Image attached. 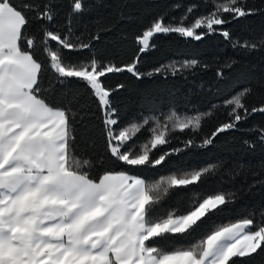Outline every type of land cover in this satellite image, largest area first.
Returning a JSON list of instances; mask_svg holds the SVG:
<instances>
[{
  "label": "trees",
  "instance_id": "trees-1",
  "mask_svg": "<svg viewBox=\"0 0 264 264\" xmlns=\"http://www.w3.org/2000/svg\"><path fill=\"white\" fill-rule=\"evenodd\" d=\"M11 2L29 18L30 35L36 41L42 39L46 27L78 45L89 44L79 52L64 50L72 63H89L94 58L104 66L136 64L139 79L127 71L100 78L113 90L109 99L119 121L114 128L141 126L128 142L135 144L133 154L149 143L152 129L159 132L167 126V143L150 153V160L165 155L160 165L130 166L116 161L107 147L104 110L93 91L82 79L58 77L40 44L34 58L48 66L41 89L47 102L70 110L74 154L91 162L82 169L91 179L98 181L105 173L124 171L154 184L171 175L211 168L197 184L171 188L155 206L153 216L186 214L204 198L220 193L228 202L202 218L200 227L190 235L157 238L161 248H189L219 227L246 218L264 224V113L251 111L264 106V0H238V6L251 14L238 19L231 13L222 14L229 22L214 26L216 31L208 34H203L206 29H197L200 40L175 32L156 34L145 52L139 51L142 45L137 38L154 22L191 27L222 0H82L79 13L73 12V0ZM26 4L41 11L47 6L52 22L36 19L35 11L25 8ZM223 30L230 38L221 34ZM245 42L248 47L243 46ZM252 44L257 47L251 48ZM49 46L54 47L55 42ZM118 85L123 87L117 89ZM245 89L250 91L245 93ZM238 95L248 110L247 118L215 135L212 144L202 146L220 126L234 120V105L229 101ZM236 111L243 115V110ZM196 117L200 118L198 129L176 128L178 121ZM229 264H264V244L251 255L234 257Z\"/></svg>",
  "mask_w": 264,
  "mask_h": 264
},
{
  "label": "snow or ice",
  "instance_id": "snow-or-ice-1",
  "mask_svg": "<svg viewBox=\"0 0 264 264\" xmlns=\"http://www.w3.org/2000/svg\"><path fill=\"white\" fill-rule=\"evenodd\" d=\"M24 7L34 10L38 20H53L47 6L42 11L34 5ZM82 7V0H73V12H81ZM225 13L238 19L251 10L238 6V0H222L191 27L154 22L137 38L142 45L139 51L149 50V41L157 33L175 32L200 40L202 34L196 30L206 29L203 34L216 31L214 26L229 22L222 15ZM42 31V39L36 41L30 35L29 18L11 0H0V264H229L234 257L261 248L264 224L256 225L247 218L219 227L186 249L167 251L158 245L157 238L166 234L190 235L200 227L202 218L228 202L220 193L204 198L186 214L153 216L155 206L171 188L197 184L211 168L171 175L154 184L124 171L105 173L98 181L91 179L82 170L91 162L74 154L70 110L47 102L41 89L48 66L34 58L40 44L58 77L82 79L93 91L104 110L107 147L116 161L130 166L160 165L165 155L150 160V153L167 143V126L159 132L152 129L149 143L133 154L135 144L128 142L141 126L114 128L119 121L109 99L113 90L100 78L127 71L139 79L136 64L104 66L94 58L89 63H72L64 50L79 52L90 45H78L46 27ZM221 34L230 38L227 30ZM50 42L55 46L50 47ZM243 46L249 45L245 42ZM229 103L234 105V120L220 126L202 146L212 144L215 135L247 118L240 95ZM236 110H243V115ZM251 111L264 113V106ZM199 127V117L176 124L179 131Z\"/></svg>",
  "mask_w": 264,
  "mask_h": 264
},
{
  "label": "rangeland",
  "instance_id": "rangeland-1",
  "mask_svg": "<svg viewBox=\"0 0 264 264\" xmlns=\"http://www.w3.org/2000/svg\"><path fill=\"white\" fill-rule=\"evenodd\" d=\"M220 26V25H219ZM157 34H167V33H157ZM156 35V34H155ZM185 38H191L193 39L192 37H185Z\"/></svg>",
  "mask_w": 264,
  "mask_h": 264
}]
</instances>
